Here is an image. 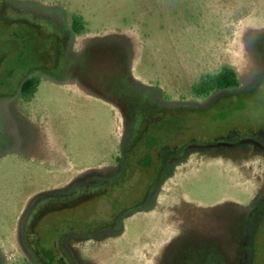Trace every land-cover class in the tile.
<instances>
[{
    "label": "flooded vegetation",
    "instance_id": "af4514ba",
    "mask_svg": "<svg viewBox=\"0 0 264 264\" xmlns=\"http://www.w3.org/2000/svg\"><path fill=\"white\" fill-rule=\"evenodd\" d=\"M8 2L38 58L0 78V264H264V25L242 73L198 44L159 79Z\"/></svg>",
    "mask_w": 264,
    "mask_h": 264
},
{
    "label": "rangeland",
    "instance_id": "374dc122",
    "mask_svg": "<svg viewBox=\"0 0 264 264\" xmlns=\"http://www.w3.org/2000/svg\"><path fill=\"white\" fill-rule=\"evenodd\" d=\"M19 1L8 3L15 8H26L33 17L49 16L55 20L61 18L60 13L64 18L70 13H82L88 21V31L75 39V48L83 47L88 41L94 46L124 47L131 52L136 75L159 79L165 77L168 68L176 72L181 57L177 56V48L198 44L217 46L219 53L227 48V55L218 56L224 60L228 57L229 63L242 73L246 32L264 25V0ZM200 3L202 15L189 17ZM26 30L18 23L0 22V59L7 55L0 64V78L23 76L26 62L38 58L37 44L29 46L30 39L20 35ZM45 47L41 43L40 49ZM167 51L174 52L175 57L169 59ZM260 257L257 252L254 264H260Z\"/></svg>",
    "mask_w": 264,
    "mask_h": 264
},
{
    "label": "trees",
    "instance_id": "16d2710c",
    "mask_svg": "<svg viewBox=\"0 0 264 264\" xmlns=\"http://www.w3.org/2000/svg\"><path fill=\"white\" fill-rule=\"evenodd\" d=\"M234 83H236V75H235V73H234Z\"/></svg>",
    "mask_w": 264,
    "mask_h": 264
}]
</instances>
